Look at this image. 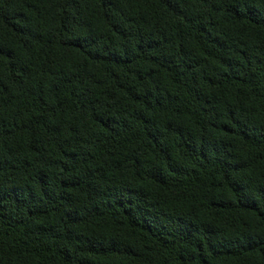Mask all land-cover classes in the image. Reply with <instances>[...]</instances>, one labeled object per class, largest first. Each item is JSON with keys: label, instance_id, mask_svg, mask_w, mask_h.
I'll list each match as a JSON object with an SVG mask.
<instances>
[{"label": "trees", "instance_id": "obj_1", "mask_svg": "<svg viewBox=\"0 0 264 264\" xmlns=\"http://www.w3.org/2000/svg\"><path fill=\"white\" fill-rule=\"evenodd\" d=\"M0 264H264V0H0Z\"/></svg>", "mask_w": 264, "mask_h": 264}]
</instances>
